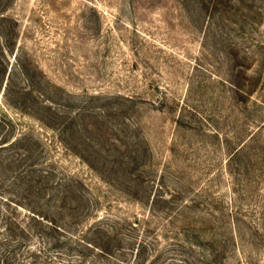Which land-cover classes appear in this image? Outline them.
<instances>
[{
	"label": "rangeland",
	"instance_id": "rangeland-1",
	"mask_svg": "<svg viewBox=\"0 0 264 264\" xmlns=\"http://www.w3.org/2000/svg\"><path fill=\"white\" fill-rule=\"evenodd\" d=\"M245 31L192 0H0V194L21 205L0 227L55 212L73 178L77 230L149 217L177 232L162 264H264V16ZM240 70L249 98L224 82Z\"/></svg>",
	"mask_w": 264,
	"mask_h": 264
},
{
	"label": "trees",
	"instance_id": "trees-1",
	"mask_svg": "<svg viewBox=\"0 0 264 264\" xmlns=\"http://www.w3.org/2000/svg\"><path fill=\"white\" fill-rule=\"evenodd\" d=\"M192 1L198 5L202 15H207L212 23L217 22L219 25H226L228 22H233L243 33L246 32V25L249 23L255 24L264 16L262 8L258 5L259 2L264 4V0ZM261 69H264V62ZM261 72L262 70L256 73ZM233 77V80H225L224 82L230 86L235 95L240 96V98H249L256 91L255 85L253 86L252 83L253 79L246 78L243 71H238L237 74H233ZM11 81L10 74L7 88L10 86ZM70 127L72 126L69 125L66 129L69 130ZM7 139L8 136L0 138V149L6 147L4 145L8 143ZM16 142L17 139L9 143L12 145ZM81 157L89 167L99 171L96 164H92L89 158H86V156ZM135 163V169L139 168V159H136ZM112 168L124 172L130 169L129 166L123 165ZM113 169H111V172H113ZM107 173L110 174L109 168ZM51 177L52 174L48 175V173L46 176H42V178ZM63 182L65 183L62 185L61 204L55 212L50 213L49 211L36 210V208H28L25 209L26 213L23 214L24 218L21 220L12 216L10 212H6L5 216H2L5 220L0 227V231L6 237H0V264H162L164 254L167 252L164 249L165 241L170 237L174 240L171 235H177V232L166 225L161 226L158 230L153 229L149 217H135V221L118 218L107 223L99 220L94 224L85 226L84 229L77 230L74 228V224L79 218L80 212L88 208V199L75 191L77 186L83 185L79 180L65 178ZM34 188L33 184L29 185V189L32 191ZM134 195L137 198L139 194L136 191ZM169 200L166 195L156 194L153 198L151 197L150 214L152 210L156 211L163 205L169 204ZM2 201L18 209L21 208L19 203L13 202L0 194V202ZM69 201L72 203L76 201V207L69 205ZM66 209L69 210L67 215L72 220L71 223H62L66 215ZM179 212L180 210L176 212V215ZM151 218H154V215ZM140 227L143 228L144 232L142 236L137 237L134 232H137ZM236 234L237 231H234L232 235L236 237ZM183 235L185 242L190 243L189 233ZM223 255H225V251H221L219 254L213 252L211 258L206 261L202 260V262L211 264L209 260ZM182 264L193 263L184 260Z\"/></svg>",
	"mask_w": 264,
	"mask_h": 264
}]
</instances>
